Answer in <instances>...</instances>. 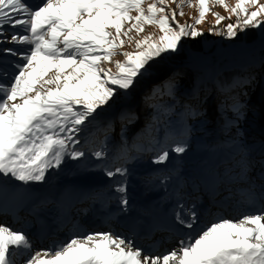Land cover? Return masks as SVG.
<instances>
[{
    "label": "snow or ice",
    "instance_id": "1",
    "mask_svg": "<svg viewBox=\"0 0 264 264\" xmlns=\"http://www.w3.org/2000/svg\"><path fill=\"white\" fill-rule=\"evenodd\" d=\"M212 2L229 10L225 0ZM182 4L183 0L177 8ZM208 4L209 0H197L195 23L181 24L176 17L183 12L169 9L168 0H40L36 7L28 0H0V44L29 46L22 52L0 49L17 57L10 62L11 72L0 66V185L11 180L24 185L42 183L46 173L60 168L65 157H84L85 151L77 145L81 133L101 115L99 110L110 106L120 90L127 94L134 88L151 60L178 51L185 37L202 35L195 25L210 10ZM249 6L256 10L249 12ZM230 11L237 23L227 25L228 39L236 36L238 27H260L264 5H258V0H237ZM213 15L217 24L224 19ZM146 25L156 26L161 35L136 39L135 51L122 53L124 60L115 62V72L103 67L112 62L126 39L133 41L131 33L139 36ZM171 89L168 84L154 90L153 97L171 95ZM233 110L239 114L238 106L233 105ZM156 143V164L167 161L170 151H186L183 141L174 146ZM92 154L97 160L105 157L103 150ZM237 164L241 172L248 166L246 159ZM125 173L117 167L106 175L113 178ZM116 191L124 193L125 188L121 184ZM120 202L128 204L124 197ZM247 203L255 207V198L249 197ZM179 208L176 222L193 229L196 212L191 211L187 219L185 206L179 204ZM31 251L27 233L0 225V264H16L15 258L26 254V264H264V207L238 221L219 219L195 237L181 238L178 248L162 255L146 252L132 239L111 232L73 237L35 255Z\"/></svg>",
    "mask_w": 264,
    "mask_h": 264
},
{
    "label": "rangeland",
    "instance_id": "2",
    "mask_svg": "<svg viewBox=\"0 0 264 264\" xmlns=\"http://www.w3.org/2000/svg\"><path fill=\"white\" fill-rule=\"evenodd\" d=\"M171 4L174 6H170L169 9L175 10L177 13L180 11L183 12V15H177L176 19L181 24H194L195 20L198 18V7H197V0H183V4L181 8H177V4L181 3V0H169ZM28 2L33 6L36 7L40 0H28ZM150 3L151 0H148ZM237 0H225V4L228 7V11L225 10L224 7H221L219 4H215L212 0H209V11L205 14L203 21L195 25L196 30L201 32L202 34L207 31L209 28H215L217 25L220 24L222 28L227 27L229 24H236L237 17L233 15L230 11L232 7L235 6ZM191 4V7L188 4ZM258 5H264V0H258ZM147 7V3L144 5ZM174 7V8H173ZM255 7H248V11H255ZM218 14L219 16L224 17V19L217 24L215 16L213 14ZM132 15L134 16L135 13L133 12ZM244 19L243 16L240 17L242 21ZM261 23V30H264V16L259 17ZM258 27V28H260ZM256 28V29H258ZM241 29V28H240ZM250 27L243 28V30L248 31ZM235 30V29H234ZM148 35H152L153 37L158 38L161 33L156 26L153 25H146L144 31L137 36L135 32L131 33V36L134 38L132 42H129L127 39L125 40L124 46L116 50V54L112 56L111 63H104L103 67L111 68L113 72L116 71L114 64L116 61H123L124 56L122 53L125 52H133L135 51V43L136 39H141ZM10 39V35H9ZM183 41V40H182ZM181 41V43H183ZM209 43V41L207 42ZM181 45V44H180ZM24 45L12 44V43H4L0 44V49L4 48H14L17 51H23ZM29 47V46H27ZM26 47V48H27ZM264 49V42L259 44L258 46L254 47L249 51H240V52H231L227 53L222 57H219L217 60L220 62L225 57H236V58H246L251 53L259 51V49ZM0 58H4L9 60L10 62L17 60V57H13L10 55L4 54L0 51ZM201 65H208L212 62L211 58H200ZM192 64V63H191ZM11 67L10 63L7 64ZM195 65H198L195 63ZM172 72L165 73L160 78H155L154 75H151V78L154 79L152 82L144 85L135 84L134 88H132L127 94H124L123 90H120L119 94L114 98V102H110V106H105L103 109L99 110L101 115L97 117L95 123L89 125L88 129L81 133L80 139L81 144L77 145L78 148H81L85 151V155L87 159L85 160L84 157H81L78 160H72L69 157H65L63 163L61 164L60 168L58 169H50L46 173V180L42 183H29L26 186L29 187H36L34 192L37 191H44L46 195L44 197L46 199H50V196L53 195L55 198H59L65 196L67 192L72 191V186L78 191L79 193H83L85 190L88 189H96V188H104L100 190L102 193L100 195L106 197V199L116 198V206L121 197L126 198L129 193L132 192L134 196L131 202L138 201L141 195H144V199L146 203L143 204L145 207L147 205H151L153 210L160 209L163 210V203H168L170 201V194L176 193L180 191L181 195L187 194L188 189L190 187L182 188V181L186 183L187 179L192 176H195L194 181L200 179L198 176L201 174V170L207 167V162L209 160L213 161L218 155L224 158V165H223V172L226 170H230V174L227 177L235 178V174L233 173L235 170H239V166L237 162L247 160L249 170L251 172L256 169L253 167V161H258L260 159L264 160V116L261 114L259 119H251L247 121L246 127V134L255 142H262L261 144H249L242 146L238 150H227L226 147L223 145V141L220 137H222L221 132H219L218 124L215 125L213 130H207V122L204 119H201V122L196 127L191 128L190 133L187 134H174L172 135L173 142H175L178 138L186 137L187 141H184L186 144L185 151L186 154L193 153V151L197 149V151H204V155L202 154L201 157L194 160L192 163L185 162V167H187L186 172H182L180 169L171 166L169 168H156L155 166H151L153 160L156 158L154 155H149L147 153V149L143 150L140 149V136L142 133L143 127L148 128L152 125V136L151 139L159 138V130L161 127L170 126L172 124L171 120H168L169 116H165L164 114L154 110V107H148V102L150 100H141L143 98H147L151 95V90L156 88L159 83H162L165 79H167ZM144 77V76H143ZM138 77L137 82L140 78ZM182 78H179V81ZM144 85V86H143ZM143 86V87H142ZM244 87L241 85L235 91H227L228 98L234 101L233 94L236 91L242 90ZM140 90V91H139ZM139 91L140 96H136L133 98V94ZM174 88L171 89V94L174 92ZM261 92V89L259 90ZM183 98H181V107L182 103H184V110L188 111V105H191L194 109L198 110V107L202 104H197L195 101H198L197 95L194 93L185 94L183 93ZM191 95V96H190ZM143 96V98H142ZM168 95H164L166 97ZM186 97V98H185ZM190 97V99L188 98ZM133 98V99H132ZM160 100L162 99L159 97ZM179 96H175V101L179 99ZM156 99V98H155ZM172 100V99H170ZM144 101V102H143ZM173 101V100H172ZM177 103V102H176ZM212 100L207 102V110L208 112H215L213 109ZM263 104V102H260ZM177 109V112H172L171 115H180L185 116L186 112L183 111L182 108ZM203 109V106L200 110ZM199 110V111H200ZM264 112V109L262 110ZM196 113H200L196 111ZM190 115V113H188ZM217 114V113H216ZM215 116V115H214ZM154 117H158L157 121H154ZM159 124V127L156 128V125ZM203 131V132H202ZM212 132V136H209L208 132ZM126 133V134H125ZM126 135V136H125ZM123 136V137H122ZM126 139V140H124ZM146 141V140H144ZM139 143V144H138ZM174 145V144H173ZM148 148V147H147ZM96 150H103L105 152V157L98 162L95 156L92 154L93 151ZM140 151L142 158L137 157V151ZM132 152V157L136 158L133 163H140L144 161V164L140 167L134 166L132 164V160L130 163L124 162L126 158H130L131 155L129 153ZM154 152V149L151 151ZM157 152L156 155H158ZM128 155V156H127ZM185 155V154H184ZM123 156L121 159L120 157ZM126 156V157H125ZM220 158V157H218ZM149 159H151V163L149 164ZM129 162V161H128ZM137 165V164H136ZM123 168L126 170L124 176H114L113 178H109L106 175L108 170H115V168ZM184 167V169H185ZM258 169H262L258 167ZM80 170V171H79ZM245 171V169H244ZM243 171V173H244ZM241 172V170H240ZM246 172V171H245ZM73 174V177L71 176ZM84 173V175H83ZM180 178V181L177 179ZM198 177V178H197ZM98 178H103L99 182ZM197 178V179H196ZM192 179L190 181H192ZM6 184H14L20 185L21 182L18 181H8ZM125 188V191L129 189V193H119L116 191V187L121 185ZM24 185V184H22ZM4 186V185H0ZM131 188V189H130ZM17 190V188H15ZM186 191V193H185ZM119 200V201H118ZM178 201V200H177ZM181 203V202H180ZM61 207V205H60ZM50 208H44L42 211L48 212ZM188 212V211H187ZM187 214V213H186ZM6 220L0 217V221ZM6 224H8L6 222ZM50 241V240H49ZM43 243L44 245L46 243ZM44 245L40 246V248L44 249Z\"/></svg>",
    "mask_w": 264,
    "mask_h": 264
},
{
    "label": "trees",
    "instance_id": "3",
    "mask_svg": "<svg viewBox=\"0 0 264 264\" xmlns=\"http://www.w3.org/2000/svg\"><path fill=\"white\" fill-rule=\"evenodd\" d=\"M235 31L236 36L228 39L226 38L225 28H222L219 24L213 29H207V31L196 38H183V43L179 46L178 51L163 54L162 57L149 62L150 67H148V71L143 75V78L139 79L137 85L141 84L142 81L146 85L156 77H162L165 73L172 72V74L162 81V83H159L156 88H153L149 97L145 99L142 96L143 99L141 100H150L147 103L148 107L153 108V105H155L154 110L165 116H169L168 120H171L172 124L161 127L159 138L156 137L154 139L150 138L153 134L152 128L149 131L148 128L143 127L140 136V149H147L149 155L157 156L159 145L156 141H159L160 144L168 143L172 146L178 141H187L186 137L178 138L175 142L171 138L174 134H186L187 136L191 128L202 123L201 119L207 122V130L212 131L215 125L218 124L217 128L222 134L220 138L223 141V145L229 151L238 150L242 146L249 144L259 145L262 143L261 141H253L246 134L245 130L248 120L259 119L261 114L264 116V112L262 111L264 109V49L257 52L254 51V53H251L246 58L225 57L220 62L217 59L227 53L249 51L258 46L264 42V30H261V27L258 29L250 27L246 31L238 27ZM217 32H220V35H217ZM208 41L209 43H207ZM26 47L24 45L23 50ZM206 57L212 59V62L208 65H195V63H192L193 59ZM8 63H10L9 60L0 58V66L6 67L11 72L12 69L7 65ZM151 75H154L155 78L152 79ZM179 78L182 79L179 81ZM168 84H171L175 90L171 95L153 97L154 90L164 89ZM241 85L244 88L233 94L234 101L229 99L226 92L228 90L235 91ZM260 89L261 92H259ZM139 91L133 94V98L136 96H140L141 98V94H138ZM183 93H191V95L195 93L199 99L195 102L202 104L201 107L199 106L197 110L188 105V111L184 110V103H182L181 107ZM175 96H179L180 98L175 101ZM159 97L162 99L160 100ZM188 98L190 99V97ZM210 100H212L213 109H215V112L211 113L208 112L206 106ZM260 102H263V104H260ZM233 105L239 107V114L233 110ZM202 106L203 109L200 110ZM180 107L186 112L185 116L171 115L172 112H177V109ZM196 111L200 113H196ZM158 127L159 124L156 125V128ZM211 131L208 132L209 136H212ZM166 133H168L167 136ZM152 149H154V152L151 154L150 151ZM204 152H206V149L204 151H197L196 149L192 154H186L185 152L177 154L170 151L167 161L162 164H152L151 166H155L156 168H169L173 166L183 172L186 170V168L184 169L185 162H188V164L189 162L192 163L201 157L202 154L204 155ZM129 155H131L130 158H126L124 162L130 163V160H132L131 162L134 166L140 165V167L144 164V161L133 163L136 158H142L139 150L137 151L136 158L132 157V152ZM197 155L199 157H196ZM84 158L86 160L87 156L85 155ZM101 160H98V162L102 163ZM151 162V159H149V164ZM71 176L73 177L72 173Z\"/></svg>",
    "mask_w": 264,
    "mask_h": 264
},
{
    "label": "bare ground",
    "instance_id": "4",
    "mask_svg": "<svg viewBox=\"0 0 264 264\" xmlns=\"http://www.w3.org/2000/svg\"><path fill=\"white\" fill-rule=\"evenodd\" d=\"M167 6L169 8L170 6H174V5L168 3ZM197 61L199 63L201 62L200 60H197ZM218 157H220V155H218ZM222 160H224V159H222ZM255 162H257V161L255 160ZM240 170H241V168L239 167L238 172ZM245 170H247V172H250L249 167H246ZM255 172L257 173L258 170L255 171ZM182 185H183V187L181 189H183L184 186L186 185L185 182H182ZM4 186L6 187L5 188V191L14 190V187L12 185H4ZM35 188L36 187H29V186L20 184L18 186V188H17L18 190L16 191V194H19V192L22 189H29V190L26 191L29 194L23 197V202L25 203L26 200L33 198L32 196H33V193L35 191ZM100 189H104V188H99L98 187V188L95 189V191L97 193L101 194L102 191H104V190H100ZM129 191L130 190L127 189L124 192V195L127 194V193H129ZM67 194H69V193L67 192ZM173 194H174V197H171L169 195L170 196V201L169 202L172 204L171 207L170 208H163V211H172L174 209L175 205L177 204V202L183 197V195H181L180 191H178L176 193H173ZM249 194H250V192H249ZM41 197L42 198H40L37 202L31 201L29 203H26L30 207V212L33 213L36 208H44V207L45 208L52 207V210L50 212H53V213H50L48 216H53L54 214H56V213L59 212L58 211V204H57V201L58 200L55 198V196L51 195L50 196V199L43 198V195ZM133 197L134 196L132 195V192L129 193V195H127V197H126V199L128 201V206L127 207L122 208L121 205H116L115 207L118 208L119 210H122V211L134 210L135 207L132 205V203L130 201V200L133 199ZM115 199L116 198L110 199V201L113 203V205L116 204V200ZM201 204H202V202H196L193 205V207H196V206L201 205ZM184 206H185V208L183 210L190 209V207H188L187 204H184ZM261 206L263 207V205H261ZM198 211L201 213V210L200 209ZM175 213L176 212H174V214ZM145 214L147 216H149V214L155 215L156 212H154V210L152 208L150 211L145 212ZM196 214H198V212ZM243 215H245V214H243ZM243 215L233 216L231 213H229L228 215H226L222 219H229V220H236V221H238L241 218V216H243ZM157 218H158V216H157ZM190 219H191V217H190ZM217 220H219V217H218V219L215 218L214 221H212V220L209 219L208 220V223L206 225L201 226V229L197 230V233H199L202 229H204L206 226L210 225L211 223L216 222ZM53 224H56V221ZM0 225L7 226L6 222H3V221H0ZM104 232H111V233H114L116 235H119V236H122V237H126V238H129V239L132 238L131 237L132 234L130 233V231H126V230L124 231V228L123 227H120V226L119 227H112V225H109V227H107V230L106 231H100L97 228H93L92 230H90V228H89L88 230H83V231H80V232L77 231V232L68 233V234H66L63 237H58L57 235H54L53 238H52V240L45 245V248L44 249L32 247L31 255H35L37 252H43L44 250L53 249L55 247H58L60 244L66 243L68 240H70L73 237H81V236H84V235L89 234V233H104ZM197 233L194 235V237L197 235ZM161 244L162 243L156 244V249H159L161 247ZM176 248H178V245L171 244L164 251H162V250L154 251L155 252L154 254H156V255H162V254H164V253H166L168 251H171L173 249H176ZM16 258H18V257H16ZM27 258H28L27 254L26 255H23L21 257L20 261L19 262H16V264H26Z\"/></svg>",
    "mask_w": 264,
    "mask_h": 264
},
{
    "label": "water",
    "instance_id": "5",
    "mask_svg": "<svg viewBox=\"0 0 264 264\" xmlns=\"http://www.w3.org/2000/svg\"><path fill=\"white\" fill-rule=\"evenodd\" d=\"M259 50H262V49H260V48H258ZM250 56V55H249ZM249 56H247V57H249Z\"/></svg>",
    "mask_w": 264,
    "mask_h": 264
}]
</instances>
